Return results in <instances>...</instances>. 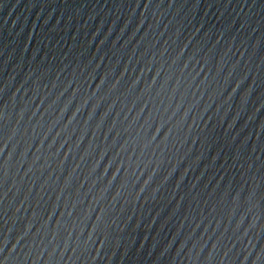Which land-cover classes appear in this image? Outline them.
Segmentation results:
<instances>
[{"label": "water", "instance_id": "95a60500", "mask_svg": "<svg viewBox=\"0 0 264 264\" xmlns=\"http://www.w3.org/2000/svg\"><path fill=\"white\" fill-rule=\"evenodd\" d=\"M0 264H264V0H0Z\"/></svg>", "mask_w": 264, "mask_h": 264}]
</instances>
